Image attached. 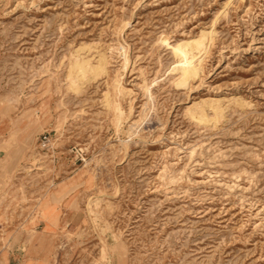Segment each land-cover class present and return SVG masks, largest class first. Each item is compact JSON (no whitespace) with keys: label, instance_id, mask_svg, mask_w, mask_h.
<instances>
[{"label":"rangeland","instance_id":"374dc122","mask_svg":"<svg viewBox=\"0 0 264 264\" xmlns=\"http://www.w3.org/2000/svg\"><path fill=\"white\" fill-rule=\"evenodd\" d=\"M0 264H264V0H0Z\"/></svg>","mask_w":264,"mask_h":264},{"label":"bare ground","instance_id":"6f19581e","mask_svg":"<svg viewBox=\"0 0 264 264\" xmlns=\"http://www.w3.org/2000/svg\"><path fill=\"white\" fill-rule=\"evenodd\" d=\"M197 57H189L187 53L182 54L178 60L176 61V65L172 68V71H176L180 79L188 80L192 76L195 77L197 70L196 64ZM199 64V63H198ZM197 64V65H198ZM201 65V64H200ZM104 60L101 58L96 67L90 66L89 62L87 61H75V63L71 67V76L74 74L76 75L75 79H83L85 78L86 74L91 73L93 76L97 75L98 72L103 71ZM175 72V73H176ZM69 76V75H68ZM79 81V80H78ZM76 82V81H75ZM72 84H75L74 82ZM216 108V105H215ZM202 110L197 112V116H201Z\"/></svg>","mask_w":264,"mask_h":264},{"label":"built area","instance_id":"2783aa9c","mask_svg":"<svg viewBox=\"0 0 264 264\" xmlns=\"http://www.w3.org/2000/svg\"><path fill=\"white\" fill-rule=\"evenodd\" d=\"M39 142L42 150L47 149L50 146V138L47 134H42Z\"/></svg>","mask_w":264,"mask_h":264}]
</instances>
